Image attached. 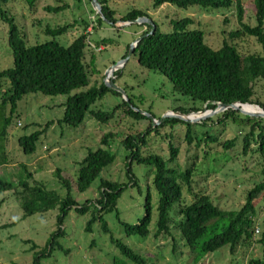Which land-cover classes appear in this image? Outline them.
Instances as JSON below:
<instances>
[{
	"label": "trees",
	"instance_id": "16d2710c",
	"mask_svg": "<svg viewBox=\"0 0 264 264\" xmlns=\"http://www.w3.org/2000/svg\"><path fill=\"white\" fill-rule=\"evenodd\" d=\"M9 1L0 0V20L8 26V46L13 58L12 66L0 71V167L6 166L8 162L5 145L8 129L16 117L17 104L27 95L64 96L66 98L62 105L64 115L57 124L70 128H79L87 116L101 124H107L117 112L135 121L147 120L143 115L133 111L135 107H130L131 101L127 97L128 102L123 101L111 112L91 110L108 93L119 97L121 95L106 88L103 82L89 86V79L95 75L96 71L95 56L90 55L88 63L85 59V50L90 45L87 23L82 24L83 33L68 47H63L54 40L28 46L15 20L2 9ZM23 1L32 9L40 0ZM97 1L101 6L103 16L112 24L135 21L139 18L151 20L147 13L136 10L118 20L115 11L108 7L106 0ZM164 4L179 9L196 7L204 11L229 10L234 7L239 29L230 32L228 40L234 42L241 37H251L262 48L261 54L244 55L233 43L224 40L221 47L214 50L205 43L201 31L188 29L193 25L191 19L172 21L170 33H162L154 23V34L147 36L139 43L133 56L147 70L165 76L175 92L188 98L193 105H198L176 111L189 115L198 113L203 108L207 111H215L217 104L239 103L242 106L238 109L244 113L254 111L253 106H258L264 112V104L253 100L256 82L264 83V0H254L255 26L253 27L243 22L244 11L240 0H154L153 9H158ZM66 8V5L47 7L45 11L49 14H58ZM96 20L98 26L103 23L97 16ZM72 26L46 29L45 35L55 39L65 35ZM139 26L146 29L141 36L149 33L148 26ZM106 42V40L103 41V43ZM126 57L127 54L123 59ZM193 116L195 115L189 117ZM209 122L211 121L189 125L176 119H165L158 127L152 128V123L148 121L144 132L136 136H126L122 145L128 153L125 157L128 182L119 184L101 180L98 187V199L95 201L88 200L79 204L71 196V186L61 177V171L58 169L55 171V177L61 187L66 190L64 198H60L54 191H48L45 186L34 181L33 174L27 172L26 168H23L24 178L16 183L15 189L13 182L0 178V194L14 189V195L22 201L24 217L44 213L49 209H58L56 230L50 235L45 247L37 251L36 245L31 246L32 264H41L44 259L51 256L55 249L67 253L63 250L59 240L65 236L63 224L72 211L79 217L90 215L85 226L86 233H90L92 226L98 223L101 231L109 235L110 244L119 254L113 259L112 264H151L110 235L104 216L112 213H115V218L126 238L147 239L152 236L158 239L170 237L172 230L176 231L184 246L195 256V263L223 248H228L232 254L239 245L252 244L256 231V203L264 197V119L249 118L236 111L227 110L214 121L213 126L225 128L230 124L239 130L243 129L240 158L246 160L256 157L261 167V182L255 184L246 193L243 206L232 211L222 210L204 193L193 192V177L197 172L195 162L190 163L182 171L169 167L176 162L179 155V147L175 146L172 141V133L178 126L185 127L183 141L186 145L190 146L195 141L196 147L204 143L205 148L210 149L211 152L214 148H221L223 153L234 150L239 136L221 142L216 136L211 135ZM49 126L51 124H46L42 131H36L18 139L17 143L23 154L33 155L35 153L37 142ZM165 127L170 129L169 133L165 134V139L168 141L167 159L157 154L143 155L142 150L146 147L147 138ZM194 128L206 129V132L201 134L203 138H197L193 134ZM111 138H113L112 134L104 135L100 141L102 147L88 152L80 163L75 180V187L79 194L85 193L100 174L113 164L114 155L105 149L109 147L108 141ZM205 155L208 158L211 153H205ZM133 165L152 170L151 187L156 197V202L153 203V195L148 188L143 207L144 215L134 226L121 221L116 209L124 191L136 185L131 171ZM183 191L190 195L191 203L182 202ZM176 205L178 207L173 212ZM154 213L156 218L153 221ZM208 230H220V233L214 234L205 241ZM257 244L261 247V258L250 260L249 264H264V231L260 234Z\"/></svg>",
	"mask_w": 264,
	"mask_h": 264
},
{
	"label": "rangeland",
	"instance_id": "374dc122",
	"mask_svg": "<svg viewBox=\"0 0 264 264\" xmlns=\"http://www.w3.org/2000/svg\"><path fill=\"white\" fill-rule=\"evenodd\" d=\"M106 1L108 7L115 11L118 20L133 10L142 11L147 13L162 33H170L172 21L191 19L193 25L188 29L201 31L205 43L214 50L220 48L223 41L227 40L233 43L241 54L262 53L261 46L254 38L241 37L234 42L228 40V34L239 29L234 7L229 10L204 11L196 7L179 9L164 4L158 9H153L154 0ZM240 1L244 11V24L255 26L254 0ZM63 5L67 8L58 14H49L45 11L47 7ZM2 9L15 20L28 46L54 40L61 46L68 47L83 33L82 24L87 23L90 30L88 31L90 45L85 50V59L88 63L90 55L95 56L96 71L95 75L89 79V86L101 84L109 68L125 61L123 67L117 70L116 74L114 73L116 76H114V84L129 98L130 107L134 106L140 113L146 112L156 120H160L167 112L179 113L176 110L198 106L175 92L165 76L147 70L133 55L127 58L131 45L146 30L145 28L132 25L117 29L103 21L98 26L96 14L89 0H40L32 9L23 0H10ZM66 25L74 27L72 26L65 35L55 39L45 35L46 29H56ZM104 40L107 42L103 43ZM100 48L102 49L99 50ZM126 54L127 57L123 59ZM12 62V53L8 46V26L0 20V71L10 68ZM254 91L253 100L264 104V83L256 82ZM65 100L64 96L46 97L41 94H32L25 96L17 104L16 117L8 129L5 145L8 162L6 166L0 167V178L13 182L15 189L16 183L24 178L23 168H26L27 172L33 174L34 181L45 186L46 190L54 191L60 198H64L66 190L61 187L55 177V171L58 169L61 171V177L71 186V196L79 204H83L88 200L98 199V187L101 180L127 184L125 157L128 153L122 141L126 136H136L144 132L148 126V120L135 121L117 112L107 124H101L87 116L79 128H70L57 124L63 118L62 105ZM123 101L126 102L122 96L108 93L91 110L108 113ZM257 109V112L261 110L259 107ZM204 111L205 108L198 113H204ZM254 112H256L255 109L247 113ZM204 114L207 115V112ZM221 114H208V117L200 123H207L210 120L208 126H210L211 135L216 136L221 142L239 136L234 150L223 153L221 148H214L211 152L210 149L205 148L204 143L196 147L195 141L190 146L186 145L183 141L185 127L178 126L172 133V141L179 147V155L176 162L169 167L182 171L190 163L195 162L197 172L193 177V192L204 193L222 210L232 211L241 208L245 202L246 193L255 184L261 182V167L256 157L246 160L240 158L243 129L239 130L230 124L225 128L213 126L214 121ZM46 124L51 126L44 131L37 142L35 153L23 154L18 146V139L31 135L33 132L42 131ZM197 124L199 123L193 125ZM169 130V127H165L157 134H151L147 138L146 147L142 150L143 155L157 154L167 159L168 141L165 139V134H168ZM193 132L197 138H203L201 134L206 132V129L194 128ZM107 134H112L113 138L108 141L109 147L105 149L114 155L115 160L85 193L79 194L75 187V180L80 163L88 152L102 147L100 141ZM210 147L213 148L214 145ZM205 153H211L210 157L207 158ZM131 171L136 185L124 191L116 209L121 221L134 226L144 215L143 207L148 188L153 195V203L156 202V197L151 187L152 170L133 165ZM13 190L0 194V264H32L31 246L36 245L37 251L45 247L50 235L56 230L58 209H49L44 213L24 217L22 201L16 198ZM191 201L190 195L183 191L182 202L188 204ZM177 207L176 205L173 208V212ZM255 211L258 233H255L252 244H241L232 254L228 248H223L206 256L198 263L194 262L195 256L184 246L179 234L174 230L170 237L126 238L115 218V213L105 215L104 220L114 239L120 240L151 264H249L250 260L261 258V247L257 241L264 231V197L257 201ZM155 218L154 213L153 221ZM89 219V214L79 217L73 211L70 212L63 224L65 236L59 240L67 253L55 249L41 264H112L113 259L119 256L117 250L110 244L109 235L101 231L98 223L92 226L90 233L85 232ZM216 233H220V230H208L204 240L207 241Z\"/></svg>",
	"mask_w": 264,
	"mask_h": 264
},
{
	"label": "water",
	"instance_id": "95a60500",
	"mask_svg": "<svg viewBox=\"0 0 264 264\" xmlns=\"http://www.w3.org/2000/svg\"><path fill=\"white\" fill-rule=\"evenodd\" d=\"M93 11L95 12L96 16L103 21L105 24L117 28V29H121V28H125V27H129L132 25H146L150 28V31L147 35H143L140 36L138 39H136V41L131 45L130 50L128 52V57L132 56L134 54L135 49L137 48V46L139 45V43L146 38L149 35H153L155 32V26L154 23L147 19V18H139L135 21H128V22H117L116 24H112L111 22H109L108 20L105 19V17L103 16L102 10H101V6L98 3L97 0H90ZM125 63V61L119 62L117 65L112 66L111 68H109L106 73L104 74V78H103V84L105 85L106 88L117 92L118 94H120L126 102H128L126 95L124 93L123 90H121L120 88H118L117 86H115L114 84V73L119 70L120 68L123 67V64ZM239 106H242L241 104L237 103V104H232V105H224V104H217L215 111H211L208 112L206 109L204 111V113L207 112V115L204 113H197V114H191V115H202V117L196 118V119H189V116L191 115H184L181 113H174V112H167L162 119L160 120H156L154 119L150 114L146 113V112H138L136 109H134L135 112L143 115L148 121H150L152 123V126L155 128L156 125H160V123L165 120V119H176L179 120L185 124H189V125H193L196 123H200L201 121H203L205 118L208 117L209 115H215L218 113H223L227 110H233V111H237L239 112L241 115L249 117V118H261L264 119V112L263 111H259V112H254V113H244L241 110L238 109ZM258 108V107H257Z\"/></svg>",
	"mask_w": 264,
	"mask_h": 264
},
{
	"label": "bare ground",
	"instance_id": "6f19581e",
	"mask_svg": "<svg viewBox=\"0 0 264 264\" xmlns=\"http://www.w3.org/2000/svg\"><path fill=\"white\" fill-rule=\"evenodd\" d=\"M244 106H247V105H244ZM240 107V106H239ZM238 107V108H239ZM253 108L255 109V111L257 112V108H255L254 106H253ZM199 116H202V115H195V116H193V117H189V119H196L197 117H199Z\"/></svg>",
	"mask_w": 264,
	"mask_h": 264
},
{
	"label": "built area",
	"instance_id": "2783aa9c",
	"mask_svg": "<svg viewBox=\"0 0 264 264\" xmlns=\"http://www.w3.org/2000/svg\"><path fill=\"white\" fill-rule=\"evenodd\" d=\"M88 31H90V30L88 29ZM101 49H102V48H100L99 50H101ZM18 126L20 127V124H19ZM255 233H258V231L256 230Z\"/></svg>",
	"mask_w": 264,
	"mask_h": 264
}]
</instances>
